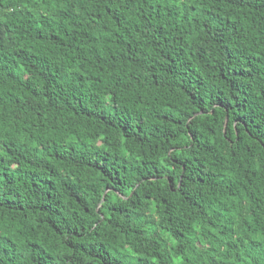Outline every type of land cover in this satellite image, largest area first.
<instances>
[{
    "label": "trees",
    "instance_id": "16d2710c",
    "mask_svg": "<svg viewBox=\"0 0 264 264\" xmlns=\"http://www.w3.org/2000/svg\"><path fill=\"white\" fill-rule=\"evenodd\" d=\"M0 264H264V0H0Z\"/></svg>",
    "mask_w": 264,
    "mask_h": 264
}]
</instances>
